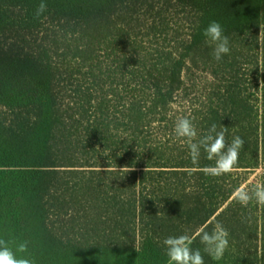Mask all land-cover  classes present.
I'll use <instances>...</instances> for the list:
<instances>
[{"label": "trees", "instance_id": "trees-1", "mask_svg": "<svg viewBox=\"0 0 264 264\" xmlns=\"http://www.w3.org/2000/svg\"><path fill=\"white\" fill-rule=\"evenodd\" d=\"M40 2L0 0V240L33 264H168L164 239L188 234L205 264H264V206L232 195L264 160V0ZM183 117L245 140L233 172L193 163ZM217 224L220 260L198 235Z\"/></svg>", "mask_w": 264, "mask_h": 264}, {"label": "clouds", "instance_id": "clouds-1", "mask_svg": "<svg viewBox=\"0 0 264 264\" xmlns=\"http://www.w3.org/2000/svg\"><path fill=\"white\" fill-rule=\"evenodd\" d=\"M46 10L47 4L44 0H41L37 6L36 15L39 16ZM260 29L257 43L259 48L264 50V26H260ZM203 35L206 38V43L213 48L212 55L216 61H221L225 55L230 53L229 37L224 34V29L218 21L210 22L207 28L204 29ZM259 69L264 72V65H260ZM260 87H264V80H261ZM174 132L178 138L186 141L193 163L199 161L201 149H203L208 160L215 162L214 165L204 169L206 175L215 177L229 174L235 170L240 151L245 145V140L240 136H235L230 143L226 142L227 127H222L218 131L216 124H212L208 132L198 138L197 129L188 117L179 118L176 121ZM120 170L129 172L131 169L125 167ZM232 195L233 199L243 206H247L253 199L257 204L264 206V183H256L251 189L247 186H240L234 190ZM198 235L204 245L205 253L214 260L223 258L229 246V233L222 225L217 224L212 232L203 231ZM192 241L193 237L188 234L166 237L163 244L166 248L168 264H205L201 250L191 247ZM136 250L138 251L137 248ZM27 252V241L20 243L13 251L7 246L6 241L0 240V264H33L29 257L22 255ZM17 253L21 255L18 256Z\"/></svg>", "mask_w": 264, "mask_h": 264}, {"label": "rangeland", "instance_id": "rangeland-1", "mask_svg": "<svg viewBox=\"0 0 264 264\" xmlns=\"http://www.w3.org/2000/svg\"><path fill=\"white\" fill-rule=\"evenodd\" d=\"M180 8H183V7H180ZM168 17L171 20L172 19V14H169ZM177 20L178 19H176L172 24H174ZM184 27L185 28L183 29V31L185 32V31H187L188 24H186ZM249 182H254L255 184L264 182V160H263V163L258 168L253 169L251 171V173L249 174V178H248L246 183H249ZM261 207H263V206H261ZM261 247L264 248L262 243L260 244V249H261ZM246 248L248 249L247 246H246ZM234 251H235V249L231 250L230 252H234ZM259 262H260V260H259ZM241 263H243V262L241 261Z\"/></svg>", "mask_w": 264, "mask_h": 264}]
</instances>
